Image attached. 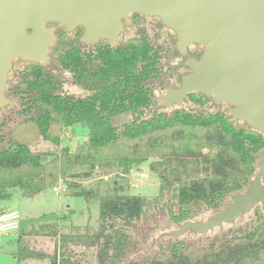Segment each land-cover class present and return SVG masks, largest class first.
I'll return each mask as SVG.
<instances>
[{
    "label": "trees",
    "instance_id": "1",
    "mask_svg": "<svg viewBox=\"0 0 264 264\" xmlns=\"http://www.w3.org/2000/svg\"><path fill=\"white\" fill-rule=\"evenodd\" d=\"M130 18L132 23L147 19L138 13ZM55 34L49 64L24 63L17 82L6 86L12 106L0 110V201L9 199L16 188L35 196L58 176L87 178L95 169H121L125 174L150 159H155L149 169L160 186L158 196L145 198L120 194L116 187L112 195L98 196L72 183L73 195L87 202L98 198V225L73 226L76 232L60 234L58 261L51 264H80L72 247L95 248L97 264H264V218L258 207V219L250 229L220 236L189 230L186 234L197 235L195 239L163 237L153 254L139 252L141 244L130 234L147 210L166 209L178 228L205 211L215 215L224 209L235 194L248 191L258 154L264 150V134L244 123L237 125L232 114L226 116L221 105L201 93L184 100L196 108L161 107L156 90L176 88L189 68L185 63L165 67L167 57L182 56L176 47L171 52L150 37L145 28H137L133 38L115 46L81 42V28L72 33L58 29ZM71 34L72 39L67 37ZM201 54L189 52L196 59ZM63 70L73 84L90 92L85 98L63 92ZM170 81L175 84L169 86ZM208 102L217 107L215 112L204 110ZM5 113H16L20 126L32 128L56 146L59 137L52 136L53 129L79 124L88 128V137L74 151L64 147L34 152L8 129L11 119ZM122 113H130L131 120L112 125L111 119ZM78 167L89 168V173L70 174ZM26 235L17 236L18 262L38 258L27 247Z\"/></svg>",
    "mask_w": 264,
    "mask_h": 264
},
{
    "label": "water",
    "instance_id": "2",
    "mask_svg": "<svg viewBox=\"0 0 264 264\" xmlns=\"http://www.w3.org/2000/svg\"><path fill=\"white\" fill-rule=\"evenodd\" d=\"M133 13L158 19L186 57L189 73L165 90L161 107L182 108L187 95L201 93L264 134V0H0V110L12 106L6 86L13 60L49 64L58 29L81 28V42L115 46ZM190 45L202 48L200 58L189 56ZM263 174L264 150L248 191L206 220H187L158 240L189 230L208 234L256 207L264 218Z\"/></svg>",
    "mask_w": 264,
    "mask_h": 264
},
{
    "label": "rangeland",
    "instance_id": "3",
    "mask_svg": "<svg viewBox=\"0 0 264 264\" xmlns=\"http://www.w3.org/2000/svg\"><path fill=\"white\" fill-rule=\"evenodd\" d=\"M137 28H145L150 37L158 39L161 45L166 44L171 52L176 47L174 44L175 39H172V32L166 28H158L157 20L151 18L129 23L119 35L118 42L128 41L133 38L136 35L135 32ZM67 37L72 39L74 36L71 34ZM187 49L190 54L192 52L202 51L197 45H190ZM174 56L175 55H172V57H167L164 60L165 67L185 63V56ZM23 68V62L13 60L12 70L9 74V82L15 84ZM60 74L64 80V93L73 95L76 98H85L90 93L73 84L70 74L66 71L63 70ZM174 84L175 81H170L169 86ZM164 90H166V88ZM164 93L165 91L156 90L158 102H161V95ZM183 107L196 108L197 105L187 101L184 103ZM174 108H178V106H167L165 109L171 111ZM216 109L217 107H215L212 102H208L204 108L206 112L210 113L215 112ZM220 109L225 112L226 116H230V112L225 105H221ZM5 114L11 119L7 121L8 129L25 141L29 145L30 150L34 152H58L59 149L64 147L74 151L77 146L85 142L88 137V128L79 124L63 128L60 131L59 129H53L52 136L59 137V145L56 146L54 142L42 139L32 128L20 126V124H18L21 121L20 116L16 113ZM2 118L3 116L0 114V119ZM130 120V113H122L113 117L111 123L116 127H120ZM237 125H243V123L238 122ZM154 160L150 159L140 164L138 168H133L125 174L122 173L121 169H114L113 171L95 169L89 173V168L78 167L70 174L80 175L88 172L90 176L87 178H78L72 175L58 176L56 181L50 186H47L43 191L31 197L26 196V194L18 188L12 190L9 199L0 201V207H6L8 210H17L19 212V228L17 230L0 232V264H51L52 262H57L60 234L76 232L75 230H71L73 226L80 228L90 226L91 229L97 227L99 216L98 198L92 197L87 202L84 197L73 195V190L70 187L72 183L77 184L78 187L81 188L85 187L87 189V187H89L88 190H92L98 196L112 195L115 187L120 194L124 195H136L145 198H154L158 196L160 181L158 176L149 169L150 163ZM141 174L145 176L141 177ZM104 177H106L107 180H104ZM54 187L58 188L57 193L53 192L52 189ZM211 215L210 211H205L204 215L198 220H206ZM257 219L258 212L255 209L250 213L240 216L232 223L223 224L220 229L216 228L208 235L220 236L235 233L238 230L244 231L254 226ZM176 228L177 226L173 225L170 221L166 209L147 210L142 216V219L136 224V228L130 230V234L133 239L141 244V248L139 247L138 250L139 252L153 254L157 251L156 242L159 237ZM20 234H27L25 236L26 245L33 251L34 256L37 255L36 257L38 258H31L21 262L17 261L14 253L17 249V236ZM55 234L57 235L53 236ZM184 237L195 239L197 235L185 234ZM72 250L74 252V259L80 264H97L95 248L72 247Z\"/></svg>",
    "mask_w": 264,
    "mask_h": 264
},
{
    "label": "built area",
    "instance_id": "4",
    "mask_svg": "<svg viewBox=\"0 0 264 264\" xmlns=\"http://www.w3.org/2000/svg\"><path fill=\"white\" fill-rule=\"evenodd\" d=\"M144 174H141V177H144ZM104 180H107L104 177ZM53 192L57 193L58 188L54 187ZM64 191V190H63ZM20 216L17 210H7L0 213V232L17 230L19 228Z\"/></svg>",
    "mask_w": 264,
    "mask_h": 264
},
{
    "label": "crops",
    "instance_id": "5",
    "mask_svg": "<svg viewBox=\"0 0 264 264\" xmlns=\"http://www.w3.org/2000/svg\"><path fill=\"white\" fill-rule=\"evenodd\" d=\"M8 209L6 207H0V212L7 211Z\"/></svg>",
    "mask_w": 264,
    "mask_h": 264
},
{
    "label": "flooded vegetation",
    "instance_id": "6",
    "mask_svg": "<svg viewBox=\"0 0 264 264\" xmlns=\"http://www.w3.org/2000/svg\"><path fill=\"white\" fill-rule=\"evenodd\" d=\"M82 33H83V31H82ZM259 208V207H258Z\"/></svg>",
    "mask_w": 264,
    "mask_h": 264
}]
</instances>
